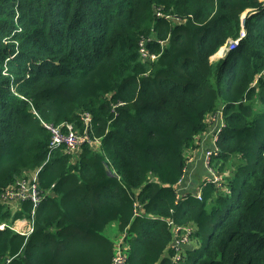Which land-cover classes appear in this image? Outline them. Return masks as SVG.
Wrapping results in <instances>:
<instances>
[{
  "label": "trees",
  "instance_id": "obj_1",
  "mask_svg": "<svg viewBox=\"0 0 264 264\" xmlns=\"http://www.w3.org/2000/svg\"><path fill=\"white\" fill-rule=\"evenodd\" d=\"M219 109L222 178L178 201ZM66 123L88 139L51 149L47 125ZM42 164L37 206L5 197ZM120 250L126 264H264L261 0H0V264H113Z\"/></svg>",
  "mask_w": 264,
  "mask_h": 264
},
{
  "label": "built area",
  "instance_id": "obj_2",
  "mask_svg": "<svg viewBox=\"0 0 264 264\" xmlns=\"http://www.w3.org/2000/svg\"><path fill=\"white\" fill-rule=\"evenodd\" d=\"M248 12H251V9H248ZM161 14V12H158ZM247 12L243 13V18L247 15ZM246 34L245 29L243 28L240 32V35L237 38H230L227 40L219 49L220 56H224L229 50L235 48L239 40ZM156 55H153L152 59H155ZM88 115L86 114L84 119L88 120ZM207 124L209 126L208 130L200 136L197 141H195V146L192 147V150L188 154V162L185 172L182 177H180L179 183L176 184L177 190L179 191L178 201L187 199L190 195H195L198 198H202L203 189L205 184L208 181H214L216 183L220 182V178L222 175L219 171L211 165V155L213 151L216 150V141L221 131L224 128L225 118H224V110L219 109L217 112L212 114L207 119ZM61 125H53L48 124L47 127L52 132V141H51V149L58 147L61 143H66V147L69 151L76 149L79 147L81 143L88 139L87 135H83L77 132L73 123H66L65 126L68 129L67 132H64ZM198 145H207L206 149L203 152H198L196 148ZM192 162V163H190ZM202 164L203 167L207 169V175L204 178H201L200 181L192 187L190 185V174L193 169H196L198 164ZM45 164V163H44ZM43 164L35 170L30 176H24L23 178H19L15 183V186L8 189L5 193V197H10L11 199H17L20 201L30 200L32 203L37 206L41 200H43L46 196L42 193V190L38 183V175L40 170L42 169ZM189 174L186 176V173ZM21 203V202H17ZM11 204V203H10ZM17 223L14 225V229L18 232L26 235L27 237L32 234L34 229L33 221L27 219H18ZM26 228L29 227L28 231L23 232L19 230V226L24 225ZM6 224L2 223L1 228H5ZM176 230H179V227L175 226ZM187 239V235L184 236ZM122 242V241H120ZM9 261V260H8ZM113 264H126V256L121 252L117 253L113 259Z\"/></svg>",
  "mask_w": 264,
  "mask_h": 264
},
{
  "label": "crops",
  "instance_id": "obj_3",
  "mask_svg": "<svg viewBox=\"0 0 264 264\" xmlns=\"http://www.w3.org/2000/svg\"><path fill=\"white\" fill-rule=\"evenodd\" d=\"M207 175L206 167L203 168V165L198 164L196 169H193L190 174V185L195 187V185L200 181L201 178H204Z\"/></svg>",
  "mask_w": 264,
  "mask_h": 264
},
{
  "label": "rangeland",
  "instance_id": "obj_4",
  "mask_svg": "<svg viewBox=\"0 0 264 264\" xmlns=\"http://www.w3.org/2000/svg\"><path fill=\"white\" fill-rule=\"evenodd\" d=\"M242 17H243V15H242ZM206 146L207 145H198V147L196 148V150H198V152H203L205 149H206ZM216 147H217V145H216ZM190 163H192V162H190ZM188 165V164H187ZM204 168V167H203ZM189 174V172H187L186 173V176ZM25 176V173H23V174H20L18 177L19 178H23ZM17 221V220H16ZM15 221V223H14V225L17 223ZM26 228V226H25V224L24 225H21V226H19V230H21V231H23L24 229ZM28 229H29V227L28 228H26L23 232H26V231H28Z\"/></svg>",
  "mask_w": 264,
  "mask_h": 264
},
{
  "label": "clouds",
  "instance_id": "obj_5",
  "mask_svg": "<svg viewBox=\"0 0 264 264\" xmlns=\"http://www.w3.org/2000/svg\"><path fill=\"white\" fill-rule=\"evenodd\" d=\"M263 3H264V0H261ZM248 9H251V12H248ZM248 9H246L244 12H247L248 14H250V13H254L255 11H256V9H253V8H248ZM243 12V13H244ZM243 15V14H242ZM223 45V44H222ZM221 45V46H222ZM220 46V47H221ZM220 49V48H219ZM219 49L217 50V52L213 55V57H223V56H220V53H219ZM33 233V232H32Z\"/></svg>",
  "mask_w": 264,
  "mask_h": 264
}]
</instances>
